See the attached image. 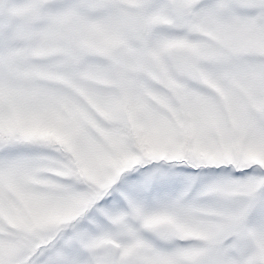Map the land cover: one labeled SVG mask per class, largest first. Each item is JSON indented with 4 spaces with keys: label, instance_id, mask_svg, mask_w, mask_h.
Listing matches in <instances>:
<instances>
[{
    "label": "snow or ice",
    "instance_id": "obj_1",
    "mask_svg": "<svg viewBox=\"0 0 264 264\" xmlns=\"http://www.w3.org/2000/svg\"><path fill=\"white\" fill-rule=\"evenodd\" d=\"M0 264H264V0H0Z\"/></svg>",
    "mask_w": 264,
    "mask_h": 264
}]
</instances>
